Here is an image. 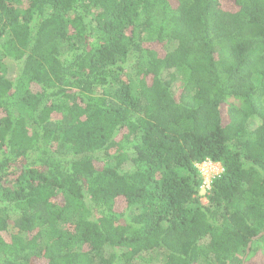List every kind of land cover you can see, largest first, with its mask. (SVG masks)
I'll use <instances>...</instances> for the list:
<instances>
[{
	"label": "trees",
	"instance_id": "16d2710c",
	"mask_svg": "<svg viewBox=\"0 0 264 264\" xmlns=\"http://www.w3.org/2000/svg\"><path fill=\"white\" fill-rule=\"evenodd\" d=\"M262 233L264 0H0V264H264Z\"/></svg>",
	"mask_w": 264,
	"mask_h": 264
},
{
	"label": "built area",
	"instance_id": "2783aa9c",
	"mask_svg": "<svg viewBox=\"0 0 264 264\" xmlns=\"http://www.w3.org/2000/svg\"><path fill=\"white\" fill-rule=\"evenodd\" d=\"M198 169L203 177V186L201 190L204 194L212 188V183L216 177L220 176L223 172V169L220 164L212 162V161H205L204 163L198 166Z\"/></svg>",
	"mask_w": 264,
	"mask_h": 264
},
{
	"label": "rangeland",
	"instance_id": "374dc122",
	"mask_svg": "<svg viewBox=\"0 0 264 264\" xmlns=\"http://www.w3.org/2000/svg\"><path fill=\"white\" fill-rule=\"evenodd\" d=\"M227 5H230V3L227 4ZM16 75H17V65H16V64H11V65L9 66V76H10L11 78H15ZM202 196H203V195H202ZM203 202L206 203V202H207L206 199H203ZM156 257H158V256H156ZM159 262H160V263H158V264H162V260H160Z\"/></svg>",
	"mask_w": 264,
	"mask_h": 264
},
{
	"label": "water",
	"instance_id": "95a60500",
	"mask_svg": "<svg viewBox=\"0 0 264 264\" xmlns=\"http://www.w3.org/2000/svg\"><path fill=\"white\" fill-rule=\"evenodd\" d=\"M263 236H264V233L260 234V235H259L258 237H256V238H260V237H263ZM256 238H254V239H256ZM251 246H252V243L249 244L247 254H249V252H250V250H251Z\"/></svg>",
	"mask_w": 264,
	"mask_h": 264
},
{
	"label": "clouds",
	"instance_id": "9594fccd",
	"mask_svg": "<svg viewBox=\"0 0 264 264\" xmlns=\"http://www.w3.org/2000/svg\"><path fill=\"white\" fill-rule=\"evenodd\" d=\"M218 164H219V163H218ZM220 165H221V164H220ZM221 167H222V166H221ZM222 169H223V167H222ZM222 173H223V172H222ZM201 195H203V196L205 195V194L203 193V191H202V190H201Z\"/></svg>",
	"mask_w": 264,
	"mask_h": 264
}]
</instances>
